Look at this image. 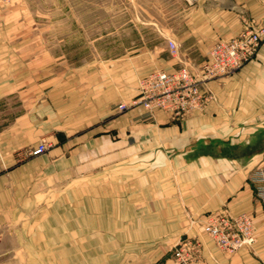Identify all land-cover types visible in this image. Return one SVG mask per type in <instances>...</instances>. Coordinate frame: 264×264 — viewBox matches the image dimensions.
<instances>
[{
	"label": "crops",
	"instance_id": "0c3cea01",
	"mask_svg": "<svg viewBox=\"0 0 264 264\" xmlns=\"http://www.w3.org/2000/svg\"><path fill=\"white\" fill-rule=\"evenodd\" d=\"M174 1L159 47L56 70L11 39L21 7L0 0V264H175L185 238L200 241L204 264H264V207L249 182L264 168V42L201 84V110L176 118L131 103L148 72L199 75L214 43L264 26V0ZM39 142L46 152L30 156ZM217 212L250 215L253 246L225 253L204 236Z\"/></svg>",
	"mask_w": 264,
	"mask_h": 264
},
{
	"label": "rangeland",
	"instance_id": "374dc122",
	"mask_svg": "<svg viewBox=\"0 0 264 264\" xmlns=\"http://www.w3.org/2000/svg\"><path fill=\"white\" fill-rule=\"evenodd\" d=\"M1 1L21 7L23 27L11 39L29 40L26 49L56 70L128 61L134 48L159 47L168 7H177L174 0Z\"/></svg>",
	"mask_w": 264,
	"mask_h": 264
},
{
	"label": "built area",
	"instance_id": "2783aa9c",
	"mask_svg": "<svg viewBox=\"0 0 264 264\" xmlns=\"http://www.w3.org/2000/svg\"><path fill=\"white\" fill-rule=\"evenodd\" d=\"M170 56L177 54L175 42L170 40ZM264 42V26L247 27L245 31L229 41L214 43L198 75L191 68L181 66L174 71H151L138 79V94L132 104H140L145 112H166L173 117L183 118L193 111L201 110L207 100L202 92V83L207 79L233 73L248 62ZM123 110L126 105L119 104ZM46 142H39L31 148L29 155L39 156L48 148ZM254 186V196L264 207V168L256 169L249 177ZM253 218L246 213L236 217L226 213H212L202 226L201 232L212 240L221 251L236 253L242 248L253 246L256 239ZM172 258L175 264H204L201 257V243L197 239L185 238L173 245Z\"/></svg>",
	"mask_w": 264,
	"mask_h": 264
}]
</instances>
